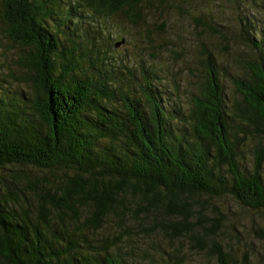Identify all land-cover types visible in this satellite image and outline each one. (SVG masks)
Returning a JSON list of instances; mask_svg holds the SVG:
<instances>
[{"label": "trees", "instance_id": "obj_1", "mask_svg": "<svg viewBox=\"0 0 264 264\" xmlns=\"http://www.w3.org/2000/svg\"><path fill=\"white\" fill-rule=\"evenodd\" d=\"M155 1L0 0L1 33L23 50L30 89L0 71V170L12 173L0 176V264H183L175 247L138 243L158 233L228 264L220 219L204 202L228 195L264 209L263 21L240 16L258 58L233 79V107L206 49L203 80L184 104L157 70L129 69L124 80L112 61L118 41L103 19L123 13L148 28ZM249 135L250 168L241 156Z\"/></svg>", "mask_w": 264, "mask_h": 264}, {"label": "rangeland", "instance_id": "obj_2", "mask_svg": "<svg viewBox=\"0 0 264 264\" xmlns=\"http://www.w3.org/2000/svg\"><path fill=\"white\" fill-rule=\"evenodd\" d=\"M244 12L261 19L264 25V0H156L148 28L132 24L123 13L103 20L112 30L110 42L125 40L120 46H113L111 52L112 61L122 65L119 75L124 80L130 76L129 69L140 73L149 66L157 70L160 85L169 96L186 104L203 80L201 61L210 51L221 65L225 101L232 108L240 98L233 79L242 77L247 63L258 58L240 33V16ZM4 26L0 20V71H5L12 87L30 91L20 81L24 68L19 57L23 50L1 33ZM256 141L249 135L242 147V163L248 168L253 164ZM0 173L1 177L12 174L7 169ZM19 184L23 187L22 181ZM204 211L208 217L220 219L216 239L226 252L228 264L242 263L246 258L250 264H264V209L244 207L226 195L204 202ZM138 243L151 252L164 253L175 247L183 254V264H219L214 253L192 248L187 239L172 243L158 233L138 238Z\"/></svg>", "mask_w": 264, "mask_h": 264}, {"label": "water", "instance_id": "obj_3", "mask_svg": "<svg viewBox=\"0 0 264 264\" xmlns=\"http://www.w3.org/2000/svg\"><path fill=\"white\" fill-rule=\"evenodd\" d=\"M124 39H121L120 41L116 42L115 46L118 47L120 46L122 43H124Z\"/></svg>", "mask_w": 264, "mask_h": 264}]
</instances>
